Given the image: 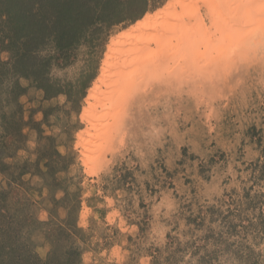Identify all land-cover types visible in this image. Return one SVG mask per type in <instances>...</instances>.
Segmentation results:
<instances>
[{"label":"rangeland","instance_id":"374dc122","mask_svg":"<svg viewBox=\"0 0 264 264\" xmlns=\"http://www.w3.org/2000/svg\"><path fill=\"white\" fill-rule=\"evenodd\" d=\"M110 1L70 48L32 3L25 61L23 21L0 14V264H264V50L198 84L152 76L92 135L110 42L172 0Z\"/></svg>","mask_w":264,"mask_h":264},{"label":"bare ground","instance_id":"6f19581e","mask_svg":"<svg viewBox=\"0 0 264 264\" xmlns=\"http://www.w3.org/2000/svg\"><path fill=\"white\" fill-rule=\"evenodd\" d=\"M261 50L264 0H172L110 42L101 77L85 106L87 133L104 132L108 122L113 129L127 98L152 76L174 73L198 84L220 69L233 72L240 57L245 62L247 55ZM81 142H86L85 135Z\"/></svg>","mask_w":264,"mask_h":264},{"label":"trees","instance_id":"16d2710c","mask_svg":"<svg viewBox=\"0 0 264 264\" xmlns=\"http://www.w3.org/2000/svg\"><path fill=\"white\" fill-rule=\"evenodd\" d=\"M41 2L42 0H22V2H20V0H0V14H6L13 19L18 18L23 21V25L20 27L22 30H20L21 36L17 39L18 45H27L24 51L19 52L20 59L23 61L30 58L32 56L31 54H33V49L30 45L36 42L35 39L38 35V33L34 31V28H42L46 25V22L41 19V16L39 17V15H45L40 12L39 8L37 10L32 5V3L41 5ZM88 2L89 0H46V3H48L46 5L51 7V13L54 16L52 26L49 27L48 25L47 30L55 34L56 30L58 28L60 29V33L58 32L55 34V40L59 43L60 48L72 47L77 40L76 35L82 31L80 28L82 29V27L87 26V24L92 21L91 19L94 13L93 9L88 6ZM110 2V0H104L106 6H108ZM84 5L87 6L84 7L86 11L81 8V6ZM143 12L140 14L133 13L128 18L123 15L117 18L115 15L106 14L104 18L108 20L110 24L120 23L127 19L136 21L143 16ZM26 67L33 71L29 62L26 63ZM29 73L30 72H28V74Z\"/></svg>","mask_w":264,"mask_h":264}]
</instances>
